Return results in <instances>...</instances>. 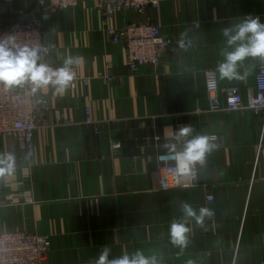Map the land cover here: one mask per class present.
Here are the masks:
<instances>
[{
    "label": "crops",
    "instance_id": "crops-1",
    "mask_svg": "<svg viewBox=\"0 0 264 264\" xmlns=\"http://www.w3.org/2000/svg\"><path fill=\"white\" fill-rule=\"evenodd\" d=\"M31 11L41 18L46 43L57 46L45 59L62 65L63 57H78L74 67L90 84L62 94L36 93L50 106L31 154L14 136L3 138L0 153L14 152L17 167L0 180V231L48 237L49 264H95L105 244L112 249L110 258L140 249L156 255L159 264H264L259 175L250 186L260 120L247 110L209 112L204 75L223 59L221 29L248 15L264 23V0H165L145 14L118 13L107 24L96 0H80L78 7L47 20L36 0H16L0 4V21L8 25ZM143 22L159 25L164 35L187 46L164 52L156 67L132 72L107 28ZM261 64L246 60L240 81H221L218 75L222 103L231 88L244 97L252 92ZM87 106L93 126L83 123ZM185 124L193 126V135L219 136V147L198 166L204 187L161 192L156 155L166 152L163 144ZM114 141L121 149H112ZM208 194L213 202H207ZM181 201L215 215L206 219V230L192 225L189 245L179 254L168 229L180 216Z\"/></svg>",
    "mask_w": 264,
    "mask_h": 264
},
{
    "label": "built area",
    "instance_id": "built-area-1",
    "mask_svg": "<svg viewBox=\"0 0 264 264\" xmlns=\"http://www.w3.org/2000/svg\"><path fill=\"white\" fill-rule=\"evenodd\" d=\"M16 0H0V4L11 5ZM165 0H96V10L102 15L104 24L111 22L118 13L135 11L145 14L150 8H160ZM80 0H36L43 14L53 16L59 12L78 7ZM198 26V25H197ZM14 34L17 43L28 44L41 48V59L53 68L54 65L45 59L43 49L48 52L57 48L55 43L47 44L41 18L31 11L26 19L16 20L8 25L0 21V37ZM107 34L114 44L121 45L125 52L127 65L132 72H137L141 66H158L161 55L176 48H185L186 41L174 40L161 32L159 25L151 22L128 23L124 27H108ZM75 78L71 90L78 86L88 87L90 80L82 77L74 67ZM205 75V93L209 104V112H238L250 111L260 120L259 139L256 146V158L253 163L252 186L260 176L264 192V64L257 67L255 87L247 96H243L238 88L227 91L224 102L220 96L218 73L208 69ZM112 82L113 78H106ZM210 84L212 86H210ZM50 103L44 96L33 94L30 89L17 88L8 90L0 86V144L4 137L14 136L22 145V150L32 153L35 145L36 131L40 127L41 117L49 109ZM83 123L93 126L95 121L91 107L84 108ZM216 142L219 145V136ZM159 137H156V141ZM114 151L121 149L119 142H112ZM156 173L159 190L169 192L175 189H195L204 187L200 176L177 175L174 159L169 160L165 153L156 155ZM251 192V191H250ZM207 202H213L214 196L208 194ZM250 200L248 196L247 201ZM31 201V200H28ZM215 212L213 211V216ZM245 216V212H244ZM239 238H241L239 236ZM238 238V241L240 240ZM239 243V242H238ZM52 242L38 233L27 230L0 231V264H49Z\"/></svg>",
    "mask_w": 264,
    "mask_h": 264
},
{
    "label": "clouds",
    "instance_id": "clouds-1",
    "mask_svg": "<svg viewBox=\"0 0 264 264\" xmlns=\"http://www.w3.org/2000/svg\"><path fill=\"white\" fill-rule=\"evenodd\" d=\"M43 19L47 20V15ZM221 35L225 47L221 49L223 59L215 69L219 80H243L246 74H242L240 68L246 60L251 58L264 61V23L259 16H245L223 27ZM43 52L47 54L48 49H43ZM62 59V66L53 68L42 61L40 47L17 43L14 34H6L0 37V86L8 90L30 89L34 95L49 89L62 94L72 86L74 66H78L79 58L67 56ZM193 132V126L185 124L176 129L170 141L163 144L169 160L174 159L178 176L195 177L198 166L204 167L207 157L219 147L215 136L193 135ZM16 167L17 157L14 152L0 153V180L11 176ZM178 211L180 216L171 221L168 235L173 247L178 248L179 254H182L189 245L192 225L206 230L205 221L213 217V210L208 207L197 210L191 203L181 201ZM111 251L107 244L103 245L95 264H159L156 255H145L140 249L132 254L110 258Z\"/></svg>",
    "mask_w": 264,
    "mask_h": 264
}]
</instances>
